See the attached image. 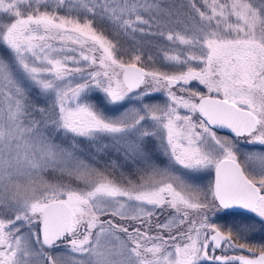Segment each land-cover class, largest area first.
<instances>
[{
  "label": "rangeland",
  "instance_id": "obj_1",
  "mask_svg": "<svg viewBox=\"0 0 264 264\" xmlns=\"http://www.w3.org/2000/svg\"><path fill=\"white\" fill-rule=\"evenodd\" d=\"M202 96L264 108V0H0V264H236L208 246L229 141H193Z\"/></svg>",
  "mask_w": 264,
  "mask_h": 264
},
{
  "label": "flooded vegetation",
  "instance_id": "obj_2",
  "mask_svg": "<svg viewBox=\"0 0 264 264\" xmlns=\"http://www.w3.org/2000/svg\"><path fill=\"white\" fill-rule=\"evenodd\" d=\"M227 101L255 115L256 126L251 132L233 135L231 133L219 131L212 128L197 112L198 121L195 125L196 128H194L195 132L192 138L193 141L195 140V143H199L202 139L207 137L209 133H212L215 136H222L229 141V143L224 144L225 154L214 162V168L210 174L212 181L211 190L214 199L212 206L218 210H222V218L219 222L224 226L223 229L215 230L212 233L217 231L222 232L224 239L221 246L215 248L214 243L208 237V246L212 252H220L228 248L235 263L239 264L236 260L237 257L254 259L264 252V108L260 109L256 106H248L238 101ZM258 101L261 100L258 99ZM257 105H259V103ZM236 120L238 121L237 123L241 125L245 123L243 122L244 119H241V117ZM194 153L195 155L197 154L196 151H194ZM200 158L202 157L198 156V159ZM203 159V163H207L205 156ZM223 160L236 162L240 166L247 180L243 177L239 181L234 178L232 176L233 167H231L229 171V173H231V184L234 186L236 185V188L238 187V192H240L246 200L256 199L253 211L249 213L243 211H229L223 208L217 201L214 193L215 168L217 164ZM203 163L202 160L196 162L198 166L203 165ZM208 219L209 217L207 216V220Z\"/></svg>",
  "mask_w": 264,
  "mask_h": 264
},
{
  "label": "water",
  "instance_id": "obj_3",
  "mask_svg": "<svg viewBox=\"0 0 264 264\" xmlns=\"http://www.w3.org/2000/svg\"><path fill=\"white\" fill-rule=\"evenodd\" d=\"M146 70L141 65L128 64L122 73L124 87L128 91H134L141 87L145 81ZM179 81L169 79V87H175ZM198 114L212 127L222 132L233 135L251 132L256 126L255 115L244 110L227 100L203 96L196 105ZM244 119L243 125L236 119ZM233 165V166H232ZM233 167L232 176L241 180L245 178L240 166L233 161L223 160L215 169L214 193L220 205L229 211L251 212L254 210V200H246L239 190L231 184L229 171ZM246 179V178H245ZM247 180V179H246ZM238 186V185H237ZM76 216L74 208L65 201H51L43 209L40 236L42 241L49 246L55 245L65 239L73 227ZM215 248H219L223 242L222 232H215L209 236ZM239 264H264V252L254 259L237 257Z\"/></svg>",
  "mask_w": 264,
  "mask_h": 264
}]
</instances>
